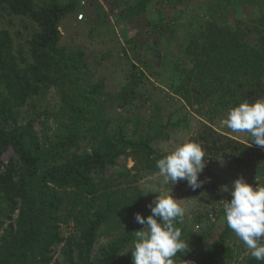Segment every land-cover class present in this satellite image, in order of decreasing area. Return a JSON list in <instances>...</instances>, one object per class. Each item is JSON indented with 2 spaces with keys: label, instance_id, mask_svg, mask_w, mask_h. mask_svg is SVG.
Listing matches in <instances>:
<instances>
[{
  "label": "trees",
  "instance_id": "trees-1",
  "mask_svg": "<svg viewBox=\"0 0 264 264\" xmlns=\"http://www.w3.org/2000/svg\"><path fill=\"white\" fill-rule=\"evenodd\" d=\"M231 5H247L253 19L234 18ZM0 7L31 19L39 29L24 42L28 49L18 52L10 32L0 31V264H132L125 251L135 239L132 215L143 211V195L137 188L118 189L137 183L143 169L159 171L155 163L165 155L155 144L188 122L176 117L177 111L165 124L159 120L145 126L140 119L107 117L106 106L114 97L104 92L105 82L85 81L84 53L60 45L61 23L78 12L77 0L42 5L0 0ZM126 10L129 16H142L150 12L151 2L138 0ZM198 11L201 17L182 21L189 20L184 53L191 57V68L181 73L173 94L194 114L214 120L246 99L255 100L249 96L254 87L264 90V0H211ZM252 33L255 45L248 41ZM132 83L118 95V106L138 96ZM53 88L60 94L57 110L23 114L28 102ZM206 102L212 108L201 112ZM243 148L242 155L250 151ZM9 151L13 157L5 162ZM109 167L115 176H107ZM255 168V178L263 177L264 163ZM71 224L73 231L65 236L62 226ZM103 228L119 235L96 248ZM230 235L226 222L213 240L211 231L186 233L182 238L196 241L200 251L191 248L174 259L178 264L180 257L182 264H264L250 255L239 263Z\"/></svg>",
  "mask_w": 264,
  "mask_h": 264
},
{
  "label": "rangeland",
  "instance_id": "rangeland-1",
  "mask_svg": "<svg viewBox=\"0 0 264 264\" xmlns=\"http://www.w3.org/2000/svg\"><path fill=\"white\" fill-rule=\"evenodd\" d=\"M49 1L36 0V3L42 5ZM57 1L66 3L68 0ZM137 1L111 0L105 8L98 6L88 9L89 21L86 22H77L76 13L68 16L60 26L62 34L60 45L69 51L80 50L84 53L85 81L89 84L100 80L105 82L104 92L114 97V102L106 106L108 118L114 121L125 117L132 121L140 119L144 126L150 122L156 125L159 124V120L165 124L169 114L177 111L176 117L188 122V127L182 124L170 132L167 140L156 143L155 149L167 155L179 144L190 140L199 141L208 153L207 158L211 159L200 176V179L205 181L201 188L193 191L187 186L186 181H180L173 186L165 185L159 171L150 172L143 169L137 183L122 186L118 190L137 188L142 192L143 211L140 214L145 218L151 214L147 206L156 196L162 192L173 194L186 208L185 222L180 227L187 234L195 236L211 231L210 240H213L225 228L223 200H231L230 193H222L221 188L230 186L240 176L254 186L257 181L264 183V176L255 178L257 171L255 166L264 163V157L260 158L264 148L251 145L247 137L233 134L222 126L220 120L223 115L214 120H209L208 116L201 118L198 114H194L195 110L188 107L182 98L173 94L176 84L182 77L181 73L191 68V57L184 53L185 33L190 29L189 20H186V24L182 21L187 17H201L198 8L204 5L210 6L211 0H169L172 4L175 3L172 7V4H168V0H150L151 10L147 14L127 15L126 8L135 5ZM229 9L237 12L234 18L251 20L254 17V12L247 5L238 7L231 5ZM77 11L80 9L78 8ZM203 15L204 18L210 17L208 14ZM1 30L10 32L15 41V52H18L23 46V50L28 49L24 42L30 40L39 29L31 19L11 15L0 7ZM256 40L257 36L253 33L248 38L252 45L257 43ZM134 75L138 77V81L139 79L141 81L134 80ZM132 82L137 84L138 96L133 97L126 105L118 106V103H121L118 95ZM199 86L200 83L193 88V94H198ZM249 96H255L256 99L264 97V90L254 87ZM59 105L60 94L53 88L46 97L40 96L28 102L22 112L23 114H32L33 111L53 112ZM204 105L205 108L201 112L212 108L209 102ZM194 108H198L199 111V107L194 106ZM42 119L40 118V121ZM35 126V130L40 133L41 126L39 124ZM243 147L250 149L245 151V155L241 154ZM218 155H223L225 161L223 166L215 159ZM11 157L13 152H6L3 160L7 162ZM126 164L128 168L133 166L131 159L127 160ZM108 175H116L113 168H108ZM132 217L135 231L141 230L143 226L135 221V215ZM72 231V224L62 226L65 236ZM186 233L183 236H186ZM118 235L119 231L103 228L96 248L106 245ZM228 243L234 246L239 263L250 255L232 230ZM198 246L196 241H189V249L193 248L198 252L200 251ZM131 251L132 245L127 248L129 253L126 254L130 259H132Z\"/></svg>",
  "mask_w": 264,
  "mask_h": 264
},
{
  "label": "clouds",
  "instance_id": "clouds-1",
  "mask_svg": "<svg viewBox=\"0 0 264 264\" xmlns=\"http://www.w3.org/2000/svg\"><path fill=\"white\" fill-rule=\"evenodd\" d=\"M89 21V20H88ZM220 123L233 134L248 138L249 142L264 148V97L254 102L246 99L228 109ZM208 153L199 141L179 144L169 154L156 161L155 167L165 185L186 181L195 191L203 186L200 179L208 165ZM223 166V155L215 157ZM257 181V179H256ZM231 200L224 199V220L229 229L243 242L248 253L258 261H264V183L254 186L243 176L230 186H223ZM151 214L145 218L135 214V221L142 225L135 231L132 244L133 264H178L177 253L189 250V240L183 239L186 208L173 194L160 193L147 206ZM129 252H125L127 254ZM179 264H182L181 257Z\"/></svg>",
  "mask_w": 264,
  "mask_h": 264
},
{
  "label": "built area",
  "instance_id": "built-area-1",
  "mask_svg": "<svg viewBox=\"0 0 264 264\" xmlns=\"http://www.w3.org/2000/svg\"><path fill=\"white\" fill-rule=\"evenodd\" d=\"M79 4V9L76 13V19L78 22H86L89 20L87 16V10L91 8H98V6L105 8L111 0H77Z\"/></svg>",
  "mask_w": 264,
  "mask_h": 264
},
{
  "label": "bare ground",
  "instance_id": "bare-ground-1",
  "mask_svg": "<svg viewBox=\"0 0 264 264\" xmlns=\"http://www.w3.org/2000/svg\"><path fill=\"white\" fill-rule=\"evenodd\" d=\"M77 20V19H76ZM78 22V21H77Z\"/></svg>",
  "mask_w": 264,
  "mask_h": 264
}]
</instances>
